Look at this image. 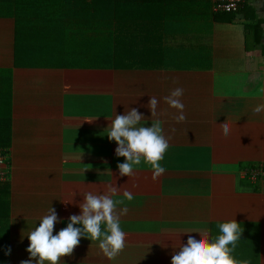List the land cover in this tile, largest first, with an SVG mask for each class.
I'll return each mask as SVG.
<instances>
[{
	"label": "crops",
	"instance_id": "obj_1",
	"mask_svg": "<svg viewBox=\"0 0 264 264\" xmlns=\"http://www.w3.org/2000/svg\"><path fill=\"white\" fill-rule=\"evenodd\" d=\"M157 2L133 46L166 50V67L15 66L0 16L8 264H264V181L242 175L264 163V0L229 20L212 0ZM36 36L21 46L72 35Z\"/></svg>",
	"mask_w": 264,
	"mask_h": 264
},
{
	"label": "trees",
	"instance_id": "obj_2",
	"mask_svg": "<svg viewBox=\"0 0 264 264\" xmlns=\"http://www.w3.org/2000/svg\"><path fill=\"white\" fill-rule=\"evenodd\" d=\"M159 7L157 0H0V16L12 17L15 21V66L105 69L166 67L174 65L176 59L173 55H168L166 50L159 52L156 47L151 51H144L142 48L136 50L133 46L134 43L141 42L142 33L148 35L146 41L153 39L159 19L151 14H158ZM213 16L216 20L230 19L226 18L230 14ZM63 33L72 35L65 38V42L70 44L69 47L51 46L44 50H35L24 46L20 53L24 61L26 58L44 55L61 63L57 65L18 63L16 51L21 41L28 43L36 40V35L45 34L49 36L46 41L61 42L63 38L58 34ZM155 40L157 41L156 38ZM8 82V76L0 71L2 149L9 148L11 143L10 97L8 89L5 88ZM3 186L6 187L7 194V185ZM8 262L9 237L4 252L2 248L0 250V264Z\"/></svg>",
	"mask_w": 264,
	"mask_h": 264
},
{
	"label": "built area",
	"instance_id": "obj_3",
	"mask_svg": "<svg viewBox=\"0 0 264 264\" xmlns=\"http://www.w3.org/2000/svg\"><path fill=\"white\" fill-rule=\"evenodd\" d=\"M248 0H212L213 14H236ZM8 162L5 150L0 149V183L7 177ZM250 181H264V163H257L248 166L242 171Z\"/></svg>",
	"mask_w": 264,
	"mask_h": 264
},
{
	"label": "rangeland",
	"instance_id": "obj_4",
	"mask_svg": "<svg viewBox=\"0 0 264 264\" xmlns=\"http://www.w3.org/2000/svg\"><path fill=\"white\" fill-rule=\"evenodd\" d=\"M3 13V12H1ZM22 47L21 44L19 43L17 45V53H18V63H22V64H29V65H57L58 63H61L60 61H57V60H54V59H51V58H48L44 55H39L38 57H33V58H26L25 61L23 60V58L20 57V53H21V50H22ZM30 48H33L35 50H44V49H47V47H30Z\"/></svg>",
	"mask_w": 264,
	"mask_h": 264
}]
</instances>
